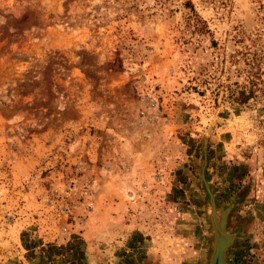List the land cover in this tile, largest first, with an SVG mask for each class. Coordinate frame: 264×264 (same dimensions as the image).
Here are the masks:
<instances>
[{
    "label": "rangeland",
    "instance_id": "rangeland-1",
    "mask_svg": "<svg viewBox=\"0 0 264 264\" xmlns=\"http://www.w3.org/2000/svg\"><path fill=\"white\" fill-rule=\"evenodd\" d=\"M255 1L0 0V264H195L189 224L208 264L204 159L218 210L233 204L226 263L262 264L246 186L208 171L211 139L264 121V92L225 90L245 83L230 56Z\"/></svg>",
    "mask_w": 264,
    "mask_h": 264
},
{
    "label": "crops",
    "instance_id": "crops-1",
    "mask_svg": "<svg viewBox=\"0 0 264 264\" xmlns=\"http://www.w3.org/2000/svg\"><path fill=\"white\" fill-rule=\"evenodd\" d=\"M235 130L236 128L231 129V132H229L228 129H224L222 138L217 139L218 137H216L210 140L214 151L211 159L215 165L214 169L210 167L208 171L214 177L219 175L221 180L232 186V189H238L242 192L244 186H246L247 194L241 205L244 206L249 217L247 235L251 239H259L264 235V121L261 123L260 130H256L255 139H244V135L237 133L238 131ZM222 163L224 173L220 171L217 174V168L221 167ZM190 225L188 227H191V234L186 235L185 239L186 249L190 252L189 256L196 261L195 264H198L201 244L197 237L198 231L195 229L197 226ZM144 230L146 232L147 229ZM150 235L155 236L156 234L150 229ZM157 239H159V235ZM157 239L154 240L156 245L159 243ZM151 248L152 250L145 253L146 256L160 254V248V252L154 247ZM87 257L82 262L81 260L75 261V264L86 263L88 261ZM262 264H264V260Z\"/></svg>",
    "mask_w": 264,
    "mask_h": 264
},
{
    "label": "trees",
    "instance_id": "trees-1",
    "mask_svg": "<svg viewBox=\"0 0 264 264\" xmlns=\"http://www.w3.org/2000/svg\"><path fill=\"white\" fill-rule=\"evenodd\" d=\"M255 3L259 11L263 10L264 0H256ZM191 11L194 13L192 9ZM195 23L197 30H199V26L205 27L199 18L195 20ZM241 40L243 44L230 58L233 65L239 62L244 65L242 68H235L234 73L236 77H244L245 83H233L234 90L231 89V86L225 87L228 92L227 99L238 106L245 105L255 98L256 92H264V84L260 80L264 74V15L257 16L255 29L249 35L242 36ZM215 46L213 43V47Z\"/></svg>",
    "mask_w": 264,
    "mask_h": 264
},
{
    "label": "water",
    "instance_id": "water-1",
    "mask_svg": "<svg viewBox=\"0 0 264 264\" xmlns=\"http://www.w3.org/2000/svg\"><path fill=\"white\" fill-rule=\"evenodd\" d=\"M205 165L204 159L200 168V180L207 201V220L211 233V252L208 264H227L225 253L235 238V233H228L226 230L227 217L233 204L226 206L221 211L218 210L215 195L205 178Z\"/></svg>",
    "mask_w": 264,
    "mask_h": 264
}]
</instances>
